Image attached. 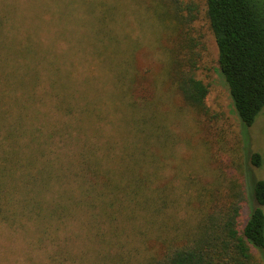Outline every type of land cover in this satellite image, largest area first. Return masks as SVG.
<instances>
[{
  "label": "trees",
  "instance_id": "16d2710c",
  "mask_svg": "<svg viewBox=\"0 0 264 264\" xmlns=\"http://www.w3.org/2000/svg\"><path fill=\"white\" fill-rule=\"evenodd\" d=\"M21 1L0 0V224L43 227L80 214L94 218L97 210L113 233L98 232L107 264H264V180L252 178L246 191L242 165L234 162L242 138L234 132L229 146L216 149L223 152V165L213 181L192 175L194 166L170 162L178 139L170 118L174 111L177 125L185 113L193 133L207 130L209 145L218 146L220 139L206 124L208 83L196 74L201 58L191 33L196 2L127 0L124 8L123 0H61L69 4L71 17L74 3L88 7L81 12L93 21V41L107 43L101 49L110 52L115 99L106 106L88 94L91 77L79 81L69 68L61 74L58 56L52 60L44 47V35L19 34ZM52 1L60 0L42 1V12L59 8L51 7ZM204 6L219 72L240 123L250 126L264 109V0H205ZM124 10L141 25L155 27L149 48L159 52L157 72L144 66L147 42L133 38L129 28L118 31ZM46 22L42 15L34 23L40 34ZM68 26L63 32L75 29ZM48 109L70 118L71 130L66 132L58 119L45 122ZM116 113L128 136L123 134L118 151L112 138L97 147L94 123L113 125ZM60 140L72 149L58 148ZM261 162L259 153L251 155L253 165ZM248 197L254 205L244 219ZM121 235L124 241L136 237L141 253L110 254L111 238L119 243ZM253 249L263 254L262 262Z\"/></svg>",
  "mask_w": 264,
  "mask_h": 264
},
{
  "label": "rangeland",
  "instance_id": "374dc122",
  "mask_svg": "<svg viewBox=\"0 0 264 264\" xmlns=\"http://www.w3.org/2000/svg\"><path fill=\"white\" fill-rule=\"evenodd\" d=\"M42 1L47 2V0L21 1L17 9V16L18 22L23 28L19 30V34L26 35L27 33V35L33 37L44 35V47L46 48L47 46L52 60L58 56L57 63L60 68L58 70L62 71L61 74L65 75L64 69L69 68L76 71L74 72V77H77L78 80H82L83 77H91L87 83L88 94L93 96V98H100L106 106H112L115 95L113 96L112 94L114 90L111 85L114 76L108 70L110 52L101 49V46L107 44L105 41L102 42L100 40L98 44H95V41H93L95 36L93 32H90L93 28V21L89 20L88 17H83L84 15L81 12L82 10L86 11L88 7L84 8L80 1L74 3L73 8L76 15L72 14L71 17L68 14L70 12L67 10L69 4L61 0L57 3L56 1H52L50 2L51 7L59 6V8L50 9L54 11L53 14H45L44 12H48V10L45 9L42 12L40 8ZM123 1L125 8L127 0ZM194 1L198 6V14L197 19L192 23L191 33L199 42L197 52L199 53V57H201L196 74L208 83L206 104L210 109L211 116L209 122H206V124L210 132L220 139L218 146L209 145L210 139H206L209 137L207 130L200 128L203 134H198V131L196 134L193 133L190 126L192 124L191 116L185 113H183L184 117L183 119L181 118L180 125H177L175 122L176 113L174 111V114H171L170 118L173 125L172 130L177 133L178 139L174 141L172 147L174 158L171 157L170 162L194 166L191 171L192 175H195L202 182L213 181L212 178L216 174L215 170L220 169V164L221 166L223 165V161L220 160L223 152L216 149L218 147L221 148L219 145L222 143L225 146H229V143L232 141L231 137L234 139L235 134L233 133L235 132L242 138V146L238 149L237 159H234V162L242 165L244 172L242 179L244 180L245 189L249 193V188L251 187L250 180L252 178L264 180V109L257 115L252 125L243 126L240 123L227 86L218 69L216 45L205 19V0ZM124 13L125 18L122 21L119 19L120 23L117 28L119 26L123 27V32L129 28V33L133 38L139 39L143 43L147 42L144 43L143 49L151 54H145L142 60L145 64L144 66H150L157 72L159 69L158 64L161 63L157 59L159 52L154 53L149 48L150 45L155 43L153 36L155 27L151 22L146 21L142 22L141 25L136 15L127 14L126 10L122 14L121 11V15H124ZM42 15L48 18V22L45 25L42 23L44 32L42 31V34H40L34 27V23ZM76 23H82L84 26H75L74 24ZM68 25L75 29L70 33L63 32ZM118 31L120 32L119 28ZM124 39L122 38V40ZM55 47L57 48L54 49ZM98 51L103 52V55L98 56ZM42 87L43 84L39 88ZM112 116L110 119L111 122L114 121L113 125L94 123L95 128L98 127V132L93 136L92 141L97 147H103L108 139L112 138L113 140H117L115 150L118 151V147L121 144L119 140L124 139L123 134L128 136V133H126L121 125H118V114L116 113V115ZM43 119L45 122L49 121V125L52 122L57 123L56 120L58 119L61 126H66L64 129L66 132L71 130L69 125L70 118L63 113L60 114L55 109L53 111L48 109V114ZM197 121L201 124L203 120L201 117H198ZM184 128H187L188 133L191 135L183 131ZM223 138L225 140L222 141ZM62 147L69 150L72 149L70 143L66 144V142L60 140L58 148ZM255 152L259 153L262 158L259 166L251 163V155ZM98 153L101 154V151ZM99 154H97L98 157H100ZM235 156L236 154L233 155V158ZM216 164L219 165L216 166ZM166 172V176L172 174L171 172ZM253 205L254 201L248 197L242 209L244 219L249 214ZM94 212L96 213L94 218L80 214L77 217L52 219L47 223H43L45 224L43 227L32 222H26L22 226L1 223L0 264H107V261L102 257L104 248L106 249L107 247H105V243L98 242L100 240L98 232H103L107 235H112L113 233L108 230L111 226L106 222L107 219L101 217L97 213V210H94ZM120 219L121 216L117 214V221ZM125 229L127 230V228ZM116 240L119 243L111 238L110 254L121 253L124 257H129L135 255L137 251L141 253L140 251L143 246L136 237L135 240L124 241V235H121ZM252 252L258 260L263 261V254L260 251L253 249Z\"/></svg>",
  "mask_w": 264,
  "mask_h": 264
}]
</instances>
